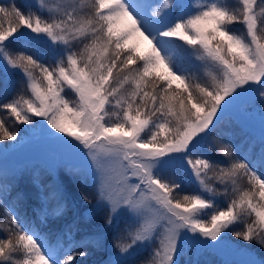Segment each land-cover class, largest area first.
Returning <instances> with one entry per match:
<instances>
[{"label": "snow or ice", "instance_id": "6c2138e0", "mask_svg": "<svg viewBox=\"0 0 264 264\" xmlns=\"http://www.w3.org/2000/svg\"><path fill=\"white\" fill-rule=\"evenodd\" d=\"M38 7L0 4V142L17 141L18 126L29 125L25 132L85 157L93 211L107 208L106 227L129 218L114 241L122 257L114 264H134L145 246L152 251L140 264H181L187 250L219 247L229 234L264 248V0H38ZM16 74L20 90L7 99ZM257 102L255 156L253 145L232 143L216 149L225 163L199 154L225 115ZM177 168L194 178L193 193L175 194L180 184L168 174ZM2 191L7 196V185ZM49 197L53 215H63L62 190ZM80 198L91 202L84 192ZM20 199L4 205L0 264H74L87 255L71 248L92 238L71 240L69 226L51 242L17 211Z\"/></svg>", "mask_w": 264, "mask_h": 264}, {"label": "rangeland", "instance_id": "374dc122", "mask_svg": "<svg viewBox=\"0 0 264 264\" xmlns=\"http://www.w3.org/2000/svg\"><path fill=\"white\" fill-rule=\"evenodd\" d=\"M10 2H12V0H0V4H8ZM48 2H52V0H48ZM153 2H159V0H153ZM185 2H188V0H185ZM14 3L25 11L28 10L29 6L33 11H39L38 0H14ZM229 3L234 4L236 0H229ZM43 14L46 15V13ZM232 27L237 31H244V26L241 24H235ZM196 63L199 64V62ZM196 71L198 72L199 70ZM21 79L22 77L19 74L10 77V80L14 81V83L10 85L7 99H11L15 95L12 93H17L20 90ZM66 92L70 99L74 98L71 92L67 90ZM4 100L3 69L0 68V101ZM259 108L260 105L258 102L254 107H249L247 111L234 108L223 117L220 125L212 132L206 144L199 150V154L210 157L213 161L225 163L226 158L221 156L216 149L224 144L232 143L234 147L238 145L244 150H248L249 145H253L252 152L255 156L259 151L262 135ZM36 119L39 120L40 118ZM22 126L27 129L31 128L29 125ZM23 137L24 135L20 134L17 141H9L7 143L8 149H6L5 153L8 152V155L4 156L5 153H0V199H3V204H0V206L3 210L4 205H11L12 201L20 194V207L17 211L27 219L28 214L25 212L26 203L38 199L39 204L44 208V211L40 210L38 214L40 215L42 212L46 213L43 226L49 225V227L44 228L43 232L41 230L39 231L47 234L51 242L54 243L56 241V231L58 227L62 225L64 231H66L69 226L71 227V240L79 242L86 238H92V242L85 244L77 243L76 246L71 248L73 253L74 250L79 251V253L85 252L90 249L88 248L90 246L98 245L103 247L100 254L95 257L93 261H91L92 259L89 260V253L86 252L87 255L83 256L84 259H79L77 256L74 264H114L117 259L122 258L118 255V249L115 247L113 241H115V238L124 230L129 218L125 214L121 216L118 225L114 221L111 227H106L105 219L108 215L107 208H97L93 211L94 205L97 204V199L95 187L92 183L91 174L88 172L85 157L71 153L59 141L40 131H28L27 137ZM237 155H239V152H237ZM63 166L70 167L71 170L67 169L70 172L75 169L78 176L87 184L85 188H82V191L91 198L90 203L84 200H74L72 204L70 203L71 199L68 195L65 196L64 191L60 188L59 171ZM44 169L52 173V180L49 178L45 179V181L51 185V191L49 192L45 191L46 186L37 178L34 179V193L25 192L20 186L16 188L17 190H14L11 187V181L6 177V175H10L15 179H21L28 174L39 175L40 171ZM258 171L264 172V169H258ZM168 176L171 180L180 184V188L176 190L175 194H191L196 190V182L190 173L177 168L174 172L169 173ZM5 185L8 187L9 196H1L2 189ZM57 187L63 192L62 203L64 205L63 215L59 217L53 215L57 201L49 197V193ZM46 197L49 198L45 199ZM216 199L221 207L226 206V197L217 196ZM80 205H82V207H80ZM33 214L34 213H32V218L35 217ZM60 219L63 221H60ZM55 220L60 222L55 223ZM107 236H110L112 240L110 241ZM222 239L224 242L219 247H207L201 249L198 253H194L192 249L187 250L185 255L179 257L181 264H253V262H255V264H261V261H264L263 255L259 254L254 248L244 245L241 241L231 239L230 234L222 237ZM69 243V238L65 237V247H67ZM208 243L215 244L216 242L209 241ZM152 247L153 246L138 247L135 255L138 258H135V256L133 257L134 264H140L141 261L148 259ZM61 255H63V253Z\"/></svg>", "mask_w": 264, "mask_h": 264}, {"label": "trees", "instance_id": "16d2710c", "mask_svg": "<svg viewBox=\"0 0 264 264\" xmlns=\"http://www.w3.org/2000/svg\"><path fill=\"white\" fill-rule=\"evenodd\" d=\"M12 94H16V93H12ZM4 101H0V103H3ZM9 124H10V122H9ZM10 126H11V124H10ZM18 127L20 129V134L24 135L25 127H23L22 125H19ZM4 145H7V143L0 142V148L2 146H4ZM1 152L2 151L0 150V153ZM67 169L71 170L70 167H65V166L60 168V171H59V182H60V188L64 191L65 196H67V195L69 196V198L71 199L70 203L72 204L74 200H81L82 201V199L80 198V193L83 192L82 188H85L87 186V184L82 181V178H80L78 176V173L76 172L75 169L72 172L68 171ZM74 176H75V178H74ZM6 177H7L8 180L11 181V183H12L11 187L14 190H17L16 188H18L20 186L21 188H23L25 190V192H28V193L29 192H33L34 183H35L34 179L37 178V179L42 181L44 186L47 187V188L45 187V191L46 192L51 191V188H50L51 185L49 183H47L45 181V179L49 178L50 180H52V173L50 171L46 170V169L40 171L39 175H37V174L36 175L28 174V175H26L25 177H23L21 179L20 178H16L15 179V178H13L10 175H6ZM241 183L244 184L245 186H247L246 185V181H241ZM89 188H90V186H89ZM2 193H3V191H2ZM7 195L9 196L10 193H8ZM68 202H69V200H68ZM36 204H37L36 201H31V202L27 203L26 204V208H25V212L28 214V216H27L28 220H30L32 218V213H34L33 215H35V217H33L31 220L35 221L37 228L39 227V230H41L43 232L44 228L45 227H49V225L43 226L44 223H41V220L39 219L41 214L39 215L38 211H36L37 210L36 209ZM80 204H82V203H80ZM80 207H82V205H80ZM80 209H82V208H80ZM37 215H39V217ZM39 220H40V224H39ZM4 221H5L4 210L0 206V224H3ZM60 221H63V220L60 219ZM60 221L55 220L54 222L58 223ZM62 227H63L62 225L60 227H58V229L56 231V236H58L62 232H64ZM6 236H7V233L2 228H0V238H4ZM110 236H107V238L110 239V241H111L112 239H111ZM230 237H231V239H233L235 241H241L244 245H248L251 248H254L259 254L263 255V257H264V248H261L260 245H258L257 243L252 242V243L249 244L247 242H244L241 239L236 238L235 236L230 235ZM88 248H90V249L86 250L85 252L89 253V260L92 259L91 261H93V258H95V256H97V254H99V252H101V250H102L101 247L98 246V245L91 246V247H88ZM74 253H79V251L74 250ZM78 258L79 259H82V258L84 259L83 256H79V255H78Z\"/></svg>", "mask_w": 264, "mask_h": 264}, {"label": "bare ground", "instance_id": "6f19581e", "mask_svg": "<svg viewBox=\"0 0 264 264\" xmlns=\"http://www.w3.org/2000/svg\"><path fill=\"white\" fill-rule=\"evenodd\" d=\"M26 129V128H25ZM27 135H28V131L27 132H24V137H27ZM23 137V138H24ZM9 141H4L3 143H8ZM8 147V145H4V146H2L1 148H0V150L2 151V153H5L6 152V149H8L7 148ZM9 153L7 152V153H5L4 154V156H6V155H8ZM23 178V177H22Z\"/></svg>", "mask_w": 264, "mask_h": 264}]
</instances>
